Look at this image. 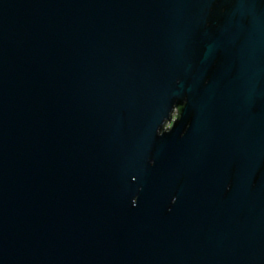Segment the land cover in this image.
<instances>
[{"label": "water", "instance_id": "obj_1", "mask_svg": "<svg viewBox=\"0 0 264 264\" xmlns=\"http://www.w3.org/2000/svg\"><path fill=\"white\" fill-rule=\"evenodd\" d=\"M0 264H264V0H0Z\"/></svg>", "mask_w": 264, "mask_h": 264}, {"label": "flooded vegetation", "instance_id": "obj_2", "mask_svg": "<svg viewBox=\"0 0 264 264\" xmlns=\"http://www.w3.org/2000/svg\"><path fill=\"white\" fill-rule=\"evenodd\" d=\"M173 117H175V115Z\"/></svg>", "mask_w": 264, "mask_h": 264}]
</instances>
